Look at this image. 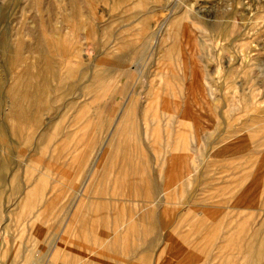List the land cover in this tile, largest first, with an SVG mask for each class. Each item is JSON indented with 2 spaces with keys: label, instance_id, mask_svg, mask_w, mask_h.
I'll return each instance as SVG.
<instances>
[{
  "label": "rangeland",
  "instance_id": "rangeland-1",
  "mask_svg": "<svg viewBox=\"0 0 264 264\" xmlns=\"http://www.w3.org/2000/svg\"><path fill=\"white\" fill-rule=\"evenodd\" d=\"M59 261L264 264V0H0V264Z\"/></svg>",
  "mask_w": 264,
  "mask_h": 264
},
{
  "label": "bare ground",
  "instance_id": "bare-ground-1",
  "mask_svg": "<svg viewBox=\"0 0 264 264\" xmlns=\"http://www.w3.org/2000/svg\"><path fill=\"white\" fill-rule=\"evenodd\" d=\"M245 17H246V16H245ZM145 25H146V29H145L146 31L149 30V29L153 30V28H154V25H153V24H152V25H151V24L149 25L148 22H146ZM156 25H157V24H156ZM158 25H159V24H158ZM158 27H159V26H158ZM216 27H217V26H216ZM156 29H157V28H156ZM216 29H217V28H216ZM154 30H155V29H154ZM157 30H158V29H157ZM152 32H153V31H152ZM244 62H245V61H244ZM52 63H53V62H52ZM249 64H250V63H249ZM246 66H247V64H246ZM80 87H81V86H80ZM123 113H124V112H123ZM125 113H126V112H125ZM121 115H122V114H121ZM121 115H120V116H121ZM118 118H120V117H118ZM120 119H121V118H120ZM114 121H115V120H114ZM119 121H120V120H119ZM116 123L118 124V122H116ZM117 124H116V125H117ZM116 125H115V126H116ZM122 125H123V124H122ZM122 125H120V126H122ZM147 130H148V129H147ZM111 132H112V131H111ZM122 132H123V130H121V131H120V130H119V131H116L115 133L113 132L115 138H121V135H120V134H122ZM109 135H110V134H109ZM109 135H108V136H109ZM107 139H108V138H107ZM107 145H108V144H107ZM111 145H112V144H111ZM111 145H110V147H111ZM106 149H107V148H106ZM106 149H105V150H106ZM109 151L111 152V149H109V150L107 151V153H108ZM110 152H109V153H110ZM110 154H111V153H110ZM99 156H100V155H99ZM109 157H110V155H109ZM108 160H109V159H108ZM109 161H110V160H109ZM101 172H102V171H101ZM93 181H94V180H93ZM65 245H66V243H65L64 241H62V240L59 241V242L56 244V246H57L56 248H58V249H57V250H58V253H60V256H62V257H63V256H66V255L68 256L67 253H64V252L66 251V249L68 248V247L65 248ZM58 253H57V254H58ZM59 262H60V264H63L62 261H59ZM250 264H252V263H250Z\"/></svg>",
  "mask_w": 264,
  "mask_h": 264
},
{
  "label": "crops",
  "instance_id": "crops-1",
  "mask_svg": "<svg viewBox=\"0 0 264 264\" xmlns=\"http://www.w3.org/2000/svg\"><path fill=\"white\" fill-rule=\"evenodd\" d=\"M52 257H53V254H52ZM63 258H61V256H58L55 260L58 261V260H61Z\"/></svg>",
  "mask_w": 264,
  "mask_h": 264
}]
</instances>
